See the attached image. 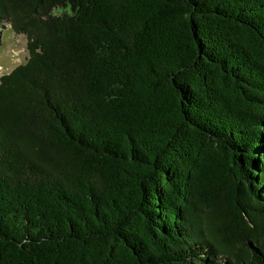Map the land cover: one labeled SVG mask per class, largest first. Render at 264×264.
Returning a JSON list of instances; mask_svg holds the SVG:
<instances>
[{"label": "trees", "instance_id": "16d2710c", "mask_svg": "<svg viewBox=\"0 0 264 264\" xmlns=\"http://www.w3.org/2000/svg\"><path fill=\"white\" fill-rule=\"evenodd\" d=\"M4 22L28 57L0 76V264H264V0Z\"/></svg>", "mask_w": 264, "mask_h": 264}, {"label": "rangeland", "instance_id": "374dc122", "mask_svg": "<svg viewBox=\"0 0 264 264\" xmlns=\"http://www.w3.org/2000/svg\"><path fill=\"white\" fill-rule=\"evenodd\" d=\"M62 11L54 10L55 13ZM27 57L26 36L16 33L8 22H4L0 26V76L25 62Z\"/></svg>", "mask_w": 264, "mask_h": 264}]
</instances>
